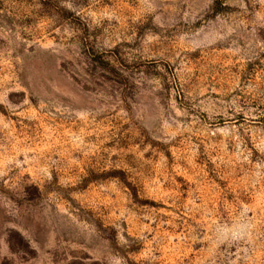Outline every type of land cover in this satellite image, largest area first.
Returning <instances> with one entry per match:
<instances>
[{"label": "rangeland", "instance_id": "374dc122", "mask_svg": "<svg viewBox=\"0 0 264 264\" xmlns=\"http://www.w3.org/2000/svg\"><path fill=\"white\" fill-rule=\"evenodd\" d=\"M0 264H264V0H0Z\"/></svg>", "mask_w": 264, "mask_h": 264}]
</instances>
